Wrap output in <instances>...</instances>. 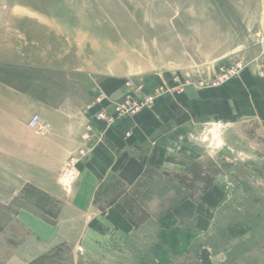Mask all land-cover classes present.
<instances>
[{
	"label": "rangeland",
	"instance_id": "374dc122",
	"mask_svg": "<svg viewBox=\"0 0 264 264\" xmlns=\"http://www.w3.org/2000/svg\"><path fill=\"white\" fill-rule=\"evenodd\" d=\"M220 30L234 38L224 48ZM122 37L128 85L162 83L147 96L220 85L264 60V0H0V264H264V137L247 121H203L164 139L167 165L129 189L104 188L112 198L100 207L122 195L128 228L73 202L72 162L46 140L53 108L67 98L59 111L77 116L96 82L107 99L108 73L74 70L121 64ZM172 40L188 55L164 57ZM165 60L169 72H153Z\"/></svg>",
	"mask_w": 264,
	"mask_h": 264
},
{
	"label": "crops",
	"instance_id": "0c3cea01",
	"mask_svg": "<svg viewBox=\"0 0 264 264\" xmlns=\"http://www.w3.org/2000/svg\"><path fill=\"white\" fill-rule=\"evenodd\" d=\"M198 20L201 21V25L204 23L201 19ZM221 24H225L224 20ZM218 32L221 34L219 40L223 41V48L226 40L234 39L231 36L227 37L225 31ZM110 35L113 34L110 33ZM104 36L107 37L109 34L104 33ZM120 40L121 64L108 67L104 63V67L96 66L93 70H74L80 74L90 71L98 74V77L108 73L100 77V85L107 99L90 110L88 115L85 112L82 114L81 111L89 106L94 98L88 100L86 105L80 106V113L76 116L75 113L59 111L68 102L66 98L61 107L53 108L55 112L52 113V124H49L50 130L46 140L52 142L54 147L62 149L63 165L67 164L69 168L71 166L69 161L72 162V168L74 167L72 172L77 175L73 186V202L87 204L89 209L99 212L103 218L106 216V223L122 230L127 226L122 195L120 198L111 200V205L105 209L100 207L98 199L103 197L105 200L107 195L109 199L112 198L111 193L103 191L112 182L117 181V186L129 189L137 184L150 166L167 165L165 158L161 156L167 148V143L163 142L164 139L172 142L171 138L178 136L177 140L180 141L183 137L185 138L190 129L198 124L202 125L203 121L230 120L250 122L264 137V74H260L262 71L258 70V67H264V60L259 65L255 61V65L240 71L236 79L220 85L200 86L198 83H189L182 91H178L180 84L172 83L171 95L165 94L158 97L151 109L143 110L130 118L117 119L113 125L105 120H96L93 123L94 132L91 139L84 141L82 136L85 133V125L91 122L94 113L105 110L109 116L117 117L115 103L123 101L130 93L138 98H144L161 83L156 80L152 84L148 82L134 86L128 85L124 80V75L129 73L128 46L123 45V37ZM172 42L175 43L176 50L164 57L182 58L188 55L185 50H182L178 40H172ZM223 48L213 57L223 58L225 56ZM164 62L166 66L158 67L153 72H169L168 67L173 62H167V60ZM61 120L68 121L77 127L72 135L60 134L59 121ZM174 126L177 127L172 130ZM173 131L179 135L173 136ZM128 133H130L129 136H127ZM81 148L88 149L83 156L78 153ZM217 197L219 198L218 195ZM215 203L217 204L216 200Z\"/></svg>",
	"mask_w": 264,
	"mask_h": 264
},
{
	"label": "built area",
	"instance_id": "2783aa9c",
	"mask_svg": "<svg viewBox=\"0 0 264 264\" xmlns=\"http://www.w3.org/2000/svg\"><path fill=\"white\" fill-rule=\"evenodd\" d=\"M228 75H227V77H229ZM223 78H221V80ZM128 84H132V82H130L128 80ZM214 84H217V83H214ZM98 87H99V85L96 82V86H95L94 90L98 93V95L96 96V98H94L93 102L86 108L85 114H87V115L89 114L90 110H92L93 108H95L98 105H100L103 102V100L105 99L104 98V93L103 92H99L97 90ZM159 95H160L159 92H155L154 95H151V96L149 95L143 100H138V99L135 100V99H132V98L128 97L129 100L126 99L125 101H123V103H119V104L116 105V115H117V117L109 116L105 110H101L99 112L94 113L92 115L91 122L89 121V123H87L85 125V133L83 134L82 139L84 141H88V140L91 139V136H92V134L94 132L93 123H95L96 120H105L110 125H113L116 122L117 119L123 120V119H126V118L133 117L138 112L142 111L143 108H145L146 106L153 105L154 101L156 100V98ZM31 125H33L39 131H42L44 129V126H42V118H41L40 115H34L31 118ZM129 135H130V133L127 134V136H129ZM86 152H88L87 148L79 149V154L82 155V156L84 154H86Z\"/></svg>",
	"mask_w": 264,
	"mask_h": 264
},
{
	"label": "bare ground",
	"instance_id": "6f19581e",
	"mask_svg": "<svg viewBox=\"0 0 264 264\" xmlns=\"http://www.w3.org/2000/svg\"><path fill=\"white\" fill-rule=\"evenodd\" d=\"M140 113V112H139Z\"/></svg>",
	"mask_w": 264,
	"mask_h": 264
}]
</instances>
